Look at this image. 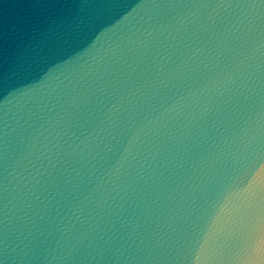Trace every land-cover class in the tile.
Masks as SVG:
<instances>
[{
	"label": "water",
	"instance_id": "95a60500",
	"mask_svg": "<svg viewBox=\"0 0 264 264\" xmlns=\"http://www.w3.org/2000/svg\"><path fill=\"white\" fill-rule=\"evenodd\" d=\"M0 264H264V0H0Z\"/></svg>",
	"mask_w": 264,
	"mask_h": 264
}]
</instances>
